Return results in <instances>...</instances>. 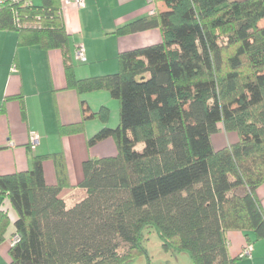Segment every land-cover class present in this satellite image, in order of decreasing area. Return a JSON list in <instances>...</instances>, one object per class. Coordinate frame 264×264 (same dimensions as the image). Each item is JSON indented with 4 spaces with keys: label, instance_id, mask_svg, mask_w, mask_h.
Returning a JSON list of instances; mask_svg holds the SVG:
<instances>
[{
    "label": "trees",
    "instance_id": "16d2710c",
    "mask_svg": "<svg viewBox=\"0 0 264 264\" xmlns=\"http://www.w3.org/2000/svg\"><path fill=\"white\" fill-rule=\"evenodd\" d=\"M152 1L164 11L116 34L159 29L162 41L119 53L113 74L83 79L74 74L55 0L0 4V29L16 31L18 45L62 53L67 90L105 91L118 104L117 126L87 142L111 138L117 154L82 163L77 188L84 197L72 207L62 198L68 183L61 153L35 156L29 170L0 176V194L16 214L9 264H129L146 255V229L163 252L185 254L192 264H235L227 232L264 238L256 194L264 184V0ZM80 106L83 120L107 123V108ZM82 125H62L59 135L80 134ZM220 132L237 140L215 149L211 139ZM45 160L54 165V186L44 181ZM8 225L1 212L0 242Z\"/></svg>",
    "mask_w": 264,
    "mask_h": 264
},
{
    "label": "crops",
    "instance_id": "0c3cea01",
    "mask_svg": "<svg viewBox=\"0 0 264 264\" xmlns=\"http://www.w3.org/2000/svg\"><path fill=\"white\" fill-rule=\"evenodd\" d=\"M24 1L35 7L41 6L43 2ZM55 1L60 8L64 28L70 36L69 55L76 78L113 74L118 71L119 53L162 41L159 29L116 34L118 28L150 15L152 7L148 0H83L84 6L81 8L64 4V0ZM154 7L164 11L162 3ZM79 45L84 51V62L76 59ZM65 87L62 53L59 50L46 51L39 46H20L16 31L0 29V176L29 170L35 156L61 153L68 183V188L62 191V198L69 208L84 197V192L77 188L82 179V163L88 159L116 156L111 152V148H114L111 139L93 146H88L87 142L103 127L117 126L118 104L105 91L79 96ZM81 101L92 113L107 108V123L97 119L83 120ZM80 122L83 123L80 134L67 137L59 135L60 126ZM31 133L38 138L34 147L30 145ZM232 138L233 142L237 140L234 134ZM42 170L45 183L54 186L56 174L52 161L45 160ZM256 194L264 212V184L257 189ZM1 212L7 214L9 225L0 242V264H9L16 214L7 197L2 194ZM226 239L229 256L237 258L235 264H264V238L255 240L252 233L233 230L226 233ZM246 245L251 246L250 255L241 256Z\"/></svg>",
    "mask_w": 264,
    "mask_h": 264
},
{
    "label": "rangeland",
    "instance_id": "374dc122",
    "mask_svg": "<svg viewBox=\"0 0 264 264\" xmlns=\"http://www.w3.org/2000/svg\"><path fill=\"white\" fill-rule=\"evenodd\" d=\"M262 26H264V20H262L258 24V27H262ZM113 101H115V100H113ZM232 135H230V134L226 135L223 132H220L219 134L214 135L211 139L213 147L215 149H219V148L224 146L223 144L232 143L233 142ZM109 139H111V138H109ZM111 141H113V140L111 139ZM220 141H221V143H220ZM113 144H114V141H113ZM142 148H143V145L138 144L135 147V150L141 151ZM111 150H112L111 152H114V155L117 154V149H116L115 144H114V148H111ZM107 152H109V154H110V151H107ZM68 206H70V205H68ZM143 238H144L143 247L146 250V255L135 256L129 264H177V263L183 264L184 262L189 263L190 258L185 254L173 256L169 253L163 252L161 249L160 240H159V238H158V236L154 230L146 229L143 232ZM178 259H180V260L178 261ZM181 259H183V260H181Z\"/></svg>",
    "mask_w": 264,
    "mask_h": 264
},
{
    "label": "built area",
    "instance_id": "2783aa9c",
    "mask_svg": "<svg viewBox=\"0 0 264 264\" xmlns=\"http://www.w3.org/2000/svg\"><path fill=\"white\" fill-rule=\"evenodd\" d=\"M3 1H0V4ZM12 2H18V0H12ZM148 3L151 5V10H150V14L155 13V7H154V2L152 0H148ZM25 4V2H24ZM64 4H73L78 8H81L84 6V2L83 0H64ZM76 59L84 62L85 61V57H84V51L82 46H78L77 50H76ZM13 71H15V69H13ZM38 143V138L37 135L34 133H31V137H30V145L32 147H34L35 145H37ZM18 239V237L16 235L13 236L12 238V243H14L16 240ZM250 250H251V246L250 245H246V247H244L241 256H249L250 255Z\"/></svg>",
    "mask_w": 264,
    "mask_h": 264
}]
</instances>
